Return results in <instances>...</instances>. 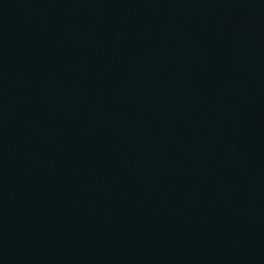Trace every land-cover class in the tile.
<instances>
[{"label":"water","instance_id":"95a60500","mask_svg":"<svg viewBox=\"0 0 264 264\" xmlns=\"http://www.w3.org/2000/svg\"><path fill=\"white\" fill-rule=\"evenodd\" d=\"M0 264H264V0H0Z\"/></svg>","mask_w":264,"mask_h":264}]
</instances>
